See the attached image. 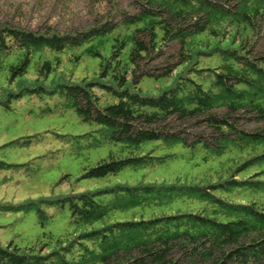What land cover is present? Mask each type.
Listing matches in <instances>:
<instances>
[{
  "label": "trees",
  "instance_id": "1",
  "mask_svg": "<svg viewBox=\"0 0 264 264\" xmlns=\"http://www.w3.org/2000/svg\"><path fill=\"white\" fill-rule=\"evenodd\" d=\"M95 1L100 12L81 29L0 24V52H22L9 66L5 107L25 94L56 96L130 152L110 154L87 177L173 155L135 154L149 142L166 148L200 143L213 155L235 149L246 156L211 183H117L39 197L50 200L46 205H67L74 223L84 225L114 210L178 198L205 205L197 212L103 224L82 232L77 239L89 245L80 240L77 248L72 240L42 254L8 243L0 246V264H264V0H129L126 7L117 0ZM61 54L74 63L96 57L98 69L79 80L57 74ZM34 55L42 59L37 75L17 79ZM143 77L154 79L157 92L140 87ZM218 190H247L258 199L233 202Z\"/></svg>",
  "mask_w": 264,
  "mask_h": 264
},
{
  "label": "rangeland",
  "instance_id": "2",
  "mask_svg": "<svg viewBox=\"0 0 264 264\" xmlns=\"http://www.w3.org/2000/svg\"><path fill=\"white\" fill-rule=\"evenodd\" d=\"M128 2L129 0H117L119 7H126ZM96 3L95 0H0V24L27 27L51 24L59 32L81 29L100 12L94 7ZM165 52L168 55L171 49ZM21 54V51L10 54L0 52L2 247L11 243L20 249L33 248L35 252L45 254L72 240L75 248L79 246L80 240L81 243L89 245L84 238L78 240L77 237L82 232L99 229L103 224L117 220L197 212L203 208L204 203L178 198L168 205L114 210L101 221L84 225L74 223L67 205H46L50 200H40L39 197L61 196L68 192L105 188L117 183H211L217 181L218 173L225 175L230 167H236L234 163L240 162L246 156L235 149H229L219 156L213 155L200 143L195 147L177 144L166 148L149 142L142 146V150L135 151V154L151 150V155L155 157L173 155L166 157L162 162L136 169L125 167L116 174L87 177L85 172L101 160H108L110 154L114 157H124L131 156L130 152L126 149L122 151L121 143L103 137L101 132L95 130V124L82 121L72 109H66L56 96L25 94L17 100H12L9 107H5L8 96L4 95L3 88L9 87V66L17 63ZM41 62L42 59L39 60V56L34 55L27 73L17 79H33ZM98 64L99 59L96 57L85 55L74 63L68 60L66 54H61L56 71L57 74L65 72L74 80H79L84 76L93 75L98 69ZM52 77L53 73L48 80ZM155 85L154 79L149 77H143L140 81V87L149 91L157 92ZM107 103H112V100ZM187 137L188 141L192 140L190 134ZM252 170L254 169L243 171L237 174V177H244ZM216 193L233 202L258 199V195L247 190H218ZM22 203L26 204L21 205ZM8 204L16 206L6 208Z\"/></svg>",
  "mask_w": 264,
  "mask_h": 264
}]
</instances>
